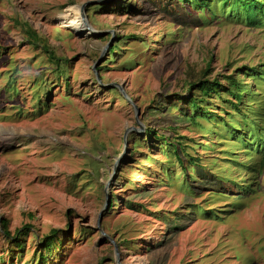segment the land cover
Segmentation results:
<instances>
[{
  "label": "rangeland",
  "instance_id": "rangeland-1",
  "mask_svg": "<svg viewBox=\"0 0 264 264\" xmlns=\"http://www.w3.org/2000/svg\"><path fill=\"white\" fill-rule=\"evenodd\" d=\"M205 1L0 0V264H264V20Z\"/></svg>",
  "mask_w": 264,
  "mask_h": 264
},
{
  "label": "trees",
  "instance_id": "trees-1",
  "mask_svg": "<svg viewBox=\"0 0 264 264\" xmlns=\"http://www.w3.org/2000/svg\"><path fill=\"white\" fill-rule=\"evenodd\" d=\"M225 4L227 0H221ZM234 2L237 4V6L232 4V8L237 9L240 8L242 11V14L245 19L254 22L256 17L258 16V20L263 21L264 20V0H234ZM196 3L200 6V10H206L209 12L210 16L213 15V11L211 10V5L207 4L205 0H196ZM211 10V11H209ZM261 18H260V17ZM259 21V22H260ZM114 49L112 48L110 52H112ZM219 83L217 81H208L206 79H199L196 82L191 83L188 86V89H197L200 91L203 95L206 94L207 90H212L213 88L216 89V87H219ZM192 118H194L192 116ZM161 140H163L165 143H167V146H172V150L174 152V156L178 158V160L181 161L179 157V151L181 150V145L180 144H173V142L169 141V138L161 137ZM181 147V148H180ZM179 150H178V149ZM194 166V165H193ZM0 226L3 232V235L7 239H12L13 237L10 235V232L8 231L7 228V221L4 219H0ZM56 233V230H52L50 232V235L46 236L43 239L44 249H47L51 246V242L53 239L51 238L54 234ZM21 235H24L23 230H17L13 236L19 237Z\"/></svg>",
  "mask_w": 264,
  "mask_h": 264
},
{
  "label": "water",
  "instance_id": "water-1",
  "mask_svg": "<svg viewBox=\"0 0 264 264\" xmlns=\"http://www.w3.org/2000/svg\"><path fill=\"white\" fill-rule=\"evenodd\" d=\"M87 5V3L83 4L81 7H80V17L83 19V21L85 22V16L83 14V9L84 7Z\"/></svg>",
  "mask_w": 264,
  "mask_h": 264
}]
</instances>
